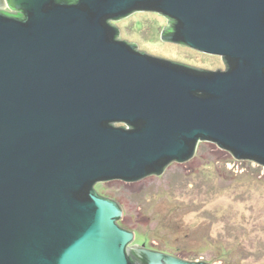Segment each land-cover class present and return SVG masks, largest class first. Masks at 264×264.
<instances>
[{
  "label": "water",
  "instance_id": "1",
  "mask_svg": "<svg viewBox=\"0 0 264 264\" xmlns=\"http://www.w3.org/2000/svg\"><path fill=\"white\" fill-rule=\"evenodd\" d=\"M156 12L206 71L119 40ZM122 125V126H119ZM199 142L264 166V0H0V264H208L133 244L101 182H139Z\"/></svg>",
  "mask_w": 264,
  "mask_h": 264
},
{
  "label": "rangeland",
  "instance_id": "2",
  "mask_svg": "<svg viewBox=\"0 0 264 264\" xmlns=\"http://www.w3.org/2000/svg\"><path fill=\"white\" fill-rule=\"evenodd\" d=\"M119 40L146 55L207 71L220 57L161 40L156 12L132 13L114 23ZM122 126V125H119ZM96 192L122 208L118 222L133 244L208 264H264V166L236 160L215 144L199 142L196 157L139 182H101Z\"/></svg>",
  "mask_w": 264,
  "mask_h": 264
},
{
  "label": "flooded vegetation",
  "instance_id": "3",
  "mask_svg": "<svg viewBox=\"0 0 264 264\" xmlns=\"http://www.w3.org/2000/svg\"><path fill=\"white\" fill-rule=\"evenodd\" d=\"M164 19H165V22H166V27L169 25V27H171L172 25H173V22H172V20H167L165 17H164ZM116 21H112L111 22V24L112 25H114V23H115ZM219 57V56H218ZM221 58V57H220ZM222 60V59H221ZM222 62H223V60H222ZM223 64H224V62H223ZM219 70H222V69H219ZM223 70H225V66H224V69ZM207 71V70H206ZM144 246V245H143ZM145 247V246H144ZM145 248H147V247H145ZM148 249H151V248H148ZM153 250V249H152Z\"/></svg>",
  "mask_w": 264,
  "mask_h": 264
},
{
  "label": "trees",
  "instance_id": "4",
  "mask_svg": "<svg viewBox=\"0 0 264 264\" xmlns=\"http://www.w3.org/2000/svg\"><path fill=\"white\" fill-rule=\"evenodd\" d=\"M120 226H121V225H120ZM121 227H122V226H121ZM140 245H144V242H141ZM144 246H146V245H144ZM160 252H162V251H160ZM163 253H164V252H163Z\"/></svg>",
  "mask_w": 264,
  "mask_h": 264
}]
</instances>
